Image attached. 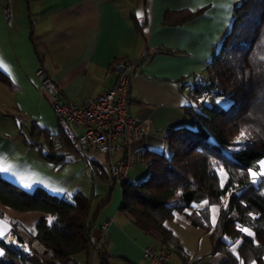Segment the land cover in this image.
<instances>
[{
    "label": "crops",
    "instance_id": "1",
    "mask_svg": "<svg viewBox=\"0 0 264 264\" xmlns=\"http://www.w3.org/2000/svg\"><path fill=\"white\" fill-rule=\"evenodd\" d=\"M240 2L0 0V168H9L0 177L26 192L39 188L67 201L81 197L89 205L91 245L82 252L84 264H98L100 251L112 258L110 264H152L143 250L164 247L120 210L121 188L112 181L106 157L93 155L89 161L94 163L88 165L61 135L35 72L46 73L64 103L82 106L112 87L117 64L128 63L127 113L151 124L149 135L125 148L133 158L128 179L133 184L145 181L150 156L167 154L171 131L191 125L186 114L194 104L191 90L207 79L206 67ZM41 129L49 139L38 133ZM70 129L83 133L75 125ZM126 151L114 152L111 163ZM49 152L59 158L47 160ZM0 213V241L13 250L11 240L36 241L38 224L53 220L1 203ZM9 254L0 246V260L11 258Z\"/></svg>",
    "mask_w": 264,
    "mask_h": 264
},
{
    "label": "trees",
    "instance_id": "2",
    "mask_svg": "<svg viewBox=\"0 0 264 264\" xmlns=\"http://www.w3.org/2000/svg\"><path fill=\"white\" fill-rule=\"evenodd\" d=\"M206 72L207 79L191 90L194 104L186 108L191 125L171 131L167 154L150 156L147 180L120 186V210L168 252L174 236L166 221L197 201L219 205L211 252L227 246L217 235L232 241L241 237L240 257L246 263L264 264V193L249 175L264 158V0H241L234 7L230 29ZM218 97L228 99L225 109L216 108ZM38 133L50 137L42 129ZM236 140L241 145L233 148ZM45 158L55 161L59 157L49 152ZM222 170L226 174L223 184L219 178ZM0 203L53 218L50 224L41 221L34 235L50 256L39 260L0 241L11 257L0 264H77L73 255L90 249L89 205L81 197L67 201L39 188L26 192L0 177ZM207 212L205 207L187 215L190 224L209 230ZM97 256L98 264H110L107 253L100 251Z\"/></svg>",
    "mask_w": 264,
    "mask_h": 264
},
{
    "label": "built area",
    "instance_id": "3",
    "mask_svg": "<svg viewBox=\"0 0 264 264\" xmlns=\"http://www.w3.org/2000/svg\"><path fill=\"white\" fill-rule=\"evenodd\" d=\"M128 65V63L117 64L114 68L115 82L112 87L82 106L64 103L57 85L46 73L42 69L35 72L40 91L53 109L60 132L85 160L89 161L93 155L105 156L106 162L110 165L111 178L119 186L129 182L128 171L133 165V158L125 148L151 132L150 121L134 120L127 113V94L130 86ZM70 125L83 128V133L73 134ZM123 147L126 153L117 163L112 164L113 153ZM106 227L104 225L105 229ZM18 245L27 252L17 250L14 246L13 248L23 255L50 254L37 240L28 244L18 243ZM143 257L152 264H169V255L164 249L155 251L152 248H145Z\"/></svg>",
    "mask_w": 264,
    "mask_h": 264
},
{
    "label": "rangeland",
    "instance_id": "4",
    "mask_svg": "<svg viewBox=\"0 0 264 264\" xmlns=\"http://www.w3.org/2000/svg\"><path fill=\"white\" fill-rule=\"evenodd\" d=\"M216 100H223L221 104L215 102L217 109H225L229 105L227 98L218 97ZM189 121L192 123L191 119ZM240 145L241 140H236L235 147L233 148H238ZM262 165H264V158L257 163L256 169H250L258 173L255 177L250 175V180L252 184L258 186L261 193H264V175H259V173L264 172V167H262ZM219 178L220 183L223 184L226 179V174L223 170L219 172ZM116 188L118 189L119 186H116ZM101 195L103 194L101 193ZM205 207H207L208 211L207 222L209 230L203 227L192 226L187 217V215L194 214L195 211ZM219 208V205H209L206 201H197L192 204L191 209H187L184 213H175L171 220L165 222L166 227L174 236V241L170 243L167 252L171 264H182L184 259L189 261V263L186 264H253L250 262L246 263L244 258H241L239 255L238 250L242 241L241 237L232 241L227 236L217 235L227 246L215 253L211 252L213 246L211 235L217 224ZM249 233L251 232L248 230L246 234ZM17 252L20 253L19 251ZM46 256H48V254L38 255L36 257L44 260ZM73 257L79 264H84L86 262V257H84L82 252L74 254ZM111 264L122 263L112 262Z\"/></svg>",
    "mask_w": 264,
    "mask_h": 264
},
{
    "label": "snow or ice",
    "instance_id": "5",
    "mask_svg": "<svg viewBox=\"0 0 264 264\" xmlns=\"http://www.w3.org/2000/svg\"><path fill=\"white\" fill-rule=\"evenodd\" d=\"M222 101H223V100H216L215 102H216L217 104H221ZM262 167H264V165H262ZM8 170H9L8 167L0 168V172L7 173ZM249 175L255 177V176L258 175V173L255 172V171L249 170ZM259 175H264V172L259 173ZM70 195H71V194H69V196H70ZM50 222H51V218H50ZM243 231H244L245 233H247V232H248V229H243Z\"/></svg>",
    "mask_w": 264,
    "mask_h": 264
},
{
    "label": "bare ground",
    "instance_id": "6",
    "mask_svg": "<svg viewBox=\"0 0 264 264\" xmlns=\"http://www.w3.org/2000/svg\"><path fill=\"white\" fill-rule=\"evenodd\" d=\"M11 245L15 247V249L17 250H21L22 252L26 253V249L22 248L21 246L18 245L17 242H15L14 240H11Z\"/></svg>",
    "mask_w": 264,
    "mask_h": 264
}]
</instances>
